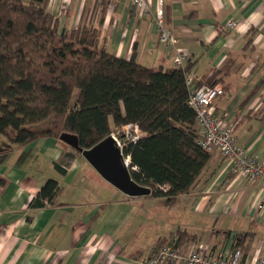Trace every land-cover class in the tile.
Instances as JSON below:
<instances>
[{
  "label": "crops",
  "instance_id": "0c3cea01",
  "mask_svg": "<svg viewBox=\"0 0 264 264\" xmlns=\"http://www.w3.org/2000/svg\"><path fill=\"white\" fill-rule=\"evenodd\" d=\"M145 1L147 15L132 0H49L48 11L60 30L98 28L99 45L116 57L135 53L145 67L169 69L180 53L195 86L220 79L224 95L212 103L214 114L232 126L237 145L264 163V0ZM157 1L174 40L169 47L158 43ZM71 152L52 137L15 145L0 135V264H141L179 230L197 238L180 245L183 252L202 246L210 256L225 254L243 234L244 257L264 255V212L257 209L262 184L234 175L219 153L191 192L166 206L160 198L125 196L81 155L67 156ZM50 179L58 184L57 196L37 205ZM152 201L159 212L132 207Z\"/></svg>",
  "mask_w": 264,
  "mask_h": 264
},
{
  "label": "trees",
  "instance_id": "16d2710c",
  "mask_svg": "<svg viewBox=\"0 0 264 264\" xmlns=\"http://www.w3.org/2000/svg\"><path fill=\"white\" fill-rule=\"evenodd\" d=\"M48 2L0 0V135L24 145L69 133L88 149L123 125H137L142 134L136 143L121 139L131 178L151 188L149 197L173 205L191 192L212 155L197 144L200 132L185 83L189 67H145L135 53L116 57L99 45L98 28L60 30ZM219 80L209 77L196 87ZM49 119L45 129H33ZM70 149L67 156L80 155ZM58 190L48 180L36 204L52 203ZM242 235L231 250L247 248ZM196 240L179 230L167 243Z\"/></svg>",
  "mask_w": 264,
  "mask_h": 264
},
{
  "label": "built area",
  "instance_id": "2783aa9c",
  "mask_svg": "<svg viewBox=\"0 0 264 264\" xmlns=\"http://www.w3.org/2000/svg\"><path fill=\"white\" fill-rule=\"evenodd\" d=\"M132 2L144 15L149 13L150 10L145 0H132ZM153 17L158 43L164 47L172 46L174 40L171 29L166 27L164 22L162 1L156 2ZM227 25L229 28H233L236 23L231 21ZM185 60L186 57L178 53L173 58L174 68L183 69ZM194 80L191 73L185 75V83L189 89L188 105L195 112L200 132L198 146L207 154L219 153L229 162L234 175L250 183L260 181L264 189V163L237 145L232 135V126L223 124L214 114L212 103L217 97L224 95L223 87L219 84L213 87L207 85L196 87ZM141 134L137 125L126 124L116 129L111 135L122 150L123 140L136 143ZM124 159L129 166V157H124ZM257 209L261 213L264 212V199L257 205ZM202 250V246H197L189 252H183L175 243H167L162 245L154 256L143 260L141 264H264V255L254 260H248L244 257L242 250L238 248L216 256L205 254Z\"/></svg>",
  "mask_w": 264,
  "mask_h": 264
},
{
  "label": "water",
  "instance_id": "95a60500",
  "mask_svg": "<svg viewBox=\"0 0 264 264\" xmlns=\"http://www.w3.org/2000/svg\"><path fill=\"white\" fill-rule=\"evenodd\" d=\"M59 141L79 152L103 180L125 196L142 198L151 194V188L141 186L131 178L122 150L112 135L88 149L80 148L77 136L73 134L62 133Z\"/></svg>",
  "mask_w": 264,
  "mask_h": 264
},
{
  "label": "rangeland",
  "instance_id": "374dc122",
  "mask_svg": "<svg viewBox=\"0 0 264 264\" xmlns=\"http://www.w3.org/2000/svg\"><path fill=\"white\" fill-rule=\"evenodd\" d=\"M49 121H50V119L47 120V121H45V122H43V123H41V124H39V125L34 126L33 129H35V130L45 129L47 127V124H48ZM132 207L135 208V209L136 208L138 209V207H144L148 211H150L151 209H153V211H152L153 213H156L157 211L159 212L162 209V207L158 204V202H154V201H152V202H145V204H141V202H138L135 205H133ZM167 216L170 217V218H172L171 221H170L172 223L174 221V217L176 216V214L173 211H171V212H168ZM224 217L225 216H222L221 217V220H223ZM214 222L215 223L217 222L216 218H214Z\"/></svg>",
  "mask_w": 264,
  "mask_h": 264
}]
</instances>
